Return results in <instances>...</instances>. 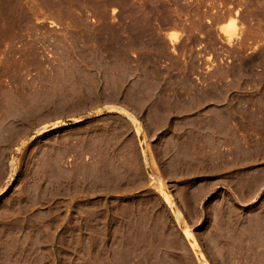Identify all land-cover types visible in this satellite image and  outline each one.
Wrapping results in <instances>:
<instances>
[{
    "label": "rangeland",
    "instance_id": "rangeland-1",
    "mask_svg": "<svg viewBox=\"0 0 264 264\" xmlns=\"http://www.w3.org/2000/svg\"><path fill=\"white\" fill-rule=\"evenodd\" d=\"M165 111L186 194L138 138ZM202 261L264 264V0H0V264Z\"/></svg>",
    "mask_w": 264,
    "mask_h": 264
},
{
    "label": "crops",
    "instance_id": "crops-1",
    "mask_svg": "<svg viewBox=\"0 0 264 264\" xmlns=\"http://www.w3.org/2000/svg\"><path fill=\"white\" fill-rule=\"evenodd\" d=\"M79 115L81 114L79 113ZM188 118L189 116L185 112L176 114L174 111H165L158 125L152 130H150L148 126H145V128H143V133L138 137L140 141L142 140L146 156H149V151L151 150L153 159L158 165L159 177L165 182V186H163L164 194H186L188 193L185 192V190H187L186 188L190 185L192 186L194 179H196L192 169L194 145L188 138L189 133H192L191 124L189 123V125H187ZM150 140L152 143L150 145V150H148L147 142ZM215 147L221 148L218 144L215 145L214 148ZM156 148L163 150V154H158L160 151L156 150ZM217 160L218 158L214 161ZM172 163L175 165L173 168H170ZM225 171L226 169L224 167L211 170L200 169L196 175H204L203 179H207L212 183L210 185L208 184L210 190L199 194L211 195L214 190L221 185L218 181L223 179V173ZM155 176L158 177L157 175ZM208 176L209 178L210 176L213 178L208 179ZM151 184V179H147V184L144 188L148 185L151 186ZM178 184L182 187L179 190H185L172 192L174 186Z\"/></svg>",
    "mask_w": 264,
    "mask_h": 264
},
{
    "label": "bare ground",
    "instance_id": "bare-ground-1",
    "mask_svg": "<svg viewBox=\"0 0 264 264\" xmlns=\"http://www.w3.org/2000/svg\"><path fill=\"white\" fill-rule=\"evenodd\" d=\"M71 119V118H70ZM54 122V121H53ZM58 123V120L55 121L54 123H48V124H45L43 125L42 127L39 128V131H42V130H46V129H49L51 126L53 125H56ZM138 129V128H136ZM175 211V210H174ZM176 215H177V212L175 211ZM186 237L189 238V233H185ZM191 246L192 247H195V243L192 241L190 242ZM194 249V248H193ZM206 261V260H205ZM205 261H202L203 264H207Z\"/></svg>",
    "mask_w": 264,
    "mask_h": 264
},
{
    "label": "water",
    "instance_id": "water-1",
    "mask_svg": "<svg viewBox=\"0 0 264 264\" xmlns=\"http://www.w3.org/2000/svg\"><path fill=\"white\" fill-rule=\"evenodd\" d=\"M69 119H67V121H68ZM70 121V120H69Z\"/></svg>",
    "mask_w": 264,
    "mask_h": 264
}]
</instances>
